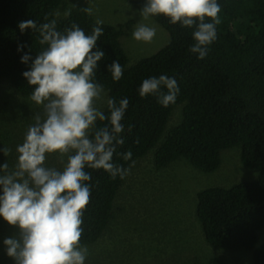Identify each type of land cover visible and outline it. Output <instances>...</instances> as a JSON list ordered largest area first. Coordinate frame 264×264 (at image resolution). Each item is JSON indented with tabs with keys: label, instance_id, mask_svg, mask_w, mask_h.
Segmentation results:
<instances>
[{
	"label": "trees",
	"instance_id": "obj_1",
	"mask_svg": "<svg viewBox=\"0 0 264 264\" xmlns=\"http://www.w3.org/2000/svg\"><path fill=\"white\" fill-rule=\"evenodd\" d=\"M127 1L141 10L146 4V0ZM217 2L221 22L216 26L217 39L209 46L205 59L190 51L195 43L194 29L173 25L164 16H153L170 31L172 40L157 54L131 64L122 41L126 25L97 24L93 15L83 10L89 7L86 3L78 2L71 7L70 14L61 16L60 10L70 0H0V83L7 80L17 95L31 97L33 88L23 73L31 69L44 46L39 44V35L33 29L21 31L20 22L32 20L39 25L55 19L62 33L73 24L86 34L100 27L103 34L98 38L97 48L105 57L98 62L95 81L104 87L108 98L129 100L122 134L125 143L117 148L114 162L128 169L133 161L147 156L151 165L153 174L149 172L144 184L138 179L133 183L130 174L124 179L119 176L112 179L104 170L86 169L92 179L90 203L83 215L82 245L94 244L106 233L117 230L120 214L131 206L129 200L138 193L147 191L148 198L155 188L156 194L160 190L163 197L154 199V203L166 200V205L172 204L173 196L166 188L174 187V180L165 183L163 177L174 162H179V167L188 160L212 173L221 166L223 151L239 146L244 164L258 171V176L229 187L204 189L198 194V216L205 240L211 246L218 251L253 250V258L247 264H264V241L259 243L258 236V231L264 228V0ZM206 21L211 22L208 18ZM132 24L128 22V28ZM26 54L31 57L27 64L22 63ZM113 61L123 68L119 81L108 72ZM161 75L175 78L180 89L176 102L167 107L156 95L145 98L139 95L144 79ZM161 91L167 93L166 88ZM0 98V119L8 130L6 141L10 142L6 144L11 149L8 156L0 149V166L9 163L12 168L17 162V146L34 124V116L23 115L33 121L29 126L23 121L17 126L9 124L5 105L12 111L17 110L18 104L1 93ZM98 107L110 114L106 102ZM104 123L98 121L97 125ZM129 125H133L130 132ZM128 151L132 159L125 161L122 154ZM46 164L63 168L55 155L49 156ZM183 182L179 181L180 187ZM14 229L0 217V239L10 238ZM183 259L184 264H190L186 257ZM206 264L228 263L224 256L213 255Z\"/></svg>",
	"mask_w": 264,
	"mask_h": 264
},
{
	"label": "clouds",
	"instance_id": "obj_2",
	"mask_svg": "<svg viewBox=\"0 0 264 264\" xmlns=\"http://www.w3.org/2000/svg\"><path fill=\"white\" fill-rule=\"evenodd\" d=\"M83 10L92 14L90 7ZM220 12L217 0H146L141 15L145 20L150 16H164L173 25L194 29L195 43L190 51L203 60L209 46L217 39ZM102 23L97 21V24ZM125 25V31L132 27L128 28V22ZM19 28L21 31L33 29L39 35V44L44 46L31 69L23 73L33 88L30 99L42 107L43 114L34 115V124L29 126L23 143L17 146L15 166L10 168L9 163L0 166L3 192L0 217L19 229L18 236L4 240L7 255L16 264H85L89 251L81 244L82 225L84 211L90 203L92 179L86 169L104 170L112 179L118 176L124 179L130 174L134 161L125 169L113 159L117 148L125 143L122 134L129 100L108 98L109 115L98 107V102L106 95L104 87L95 81L98 62L105 57L97 48L98 38L103 34L100 27L86 34L73 24L62 33L53 19L39 25L32 20L23 21ZM133 36L137 41L151 42L156 28L138 23ZM30 59L26 54L22 63L27 64ZM108 72L119 81L123 68L118 61H113ZM162 88H166L167 93L161 91ZM179 91L175 78L161 75L144 79L139 95L142 98L156 95L167 107L176 102ZM98 121L106 123L98 126ZM132 127L128 126L129 132ZM0 130L8 133L1 119ZM7 135L0 138V149L3 148L5 156L11 151L4 142ZM53 155L63 164L62 169L47 166L48 157ZM122 155L125 161L132 159L131 151ZM181 165L183 169L195 166L188 160ZM201 189L199 193L204 191L203 185ZM171 190L174 197L175 186ZM198 198L199 195L197 202ZM194 212L203 231L197 204ZM188 218L191 219V215ZM263 232L264 228L258 231L259 241H264Z\"/></svg>",
	"mask_w": 264,
	"mask_h": 264
},
{
	"label": "rangeland",
	"instance_id": "obj_3",
	"mask_svg": "<svg viewBox=\"0 0 264 264\" xmlns=\"http://www.w3.org/2000/svg\"><path fill=\"white\" fill-rule=\"evenodd\" d=\"M78 1L81 3L84 1L92 9L95 20L103 21L102 24L119 26L133 21L132 27L122 36L123 45L130 57L131 64L157 54L172 40L168 29L153 16L145 20L141 15V9L133 6L127 0H70L69 5L60 10V15L67 16L66 13H69L71 7ZM138 23L156 28V36L151 42L134 39L133 32ZM0 93L12 103L18 104L17 110L14 108L15 110L12 111H9L5 105L9 124L14 123L17 126L19 121H23L29 126L33 121L24 116L32 117L38 112H43L42 107L36 105L30 97L17 95L16 90L7 80L0 83ZM107 99L106 93L104 99L98 104L106 102ZM11 113H15L17 119L12 117ZM3 121L7 123L6 120ZM15 133L16 131L13 135ZM7 134L0 130V138ZM4 142H10V140H4ZM178 165L179 162H174L172 166L167 167V172L163 177L165 183L168 182V179L174 180L175 196L172 204L166 205V200L154 203V199L163 197L162 194H159L160 190H157L156 194L155 188L151 190L152 193L149 192L148 198L147 191L136 194V198L130 196L131 206L120 214L117 221L120 229L110 231L94 244L86 246L89 254L85 264H121L118 261L120 254L129 255L125 243L126 235H129L138 248L143 249L140 251V255H146L148 251H151L148 257L141 256L142 262L139 264H168L176 261H179V264H184L183 257H186L190 264H206L213 255L224 256L228 264H247L253 258V250L218 251L211 246L205 240L201 223L194 212L197 195L202 190L201 185H203V189L212 186L229 187L258 176V171L246 166L241 159V147L237 146L223 151L221 166L212 173L198 171L195 166L183 169L182 165L179 167ZM150 170L151 165L148 164L147 156L138 160L130 171L132 182L136 183L138 179L141 183L148 176ZM197 171L208 176L201 177ZM150 173L153 174L152 171ZM180 180H184L182 187L179 186ZM166 189L172 194L170 186H167ZM139 200L140 202H138ZM134 207H138V209L135 210ZM189 215H191V219L188 218ZM18 234L19 229L15 228L10 238L18 236ZM261 238L264 239V232ZM4 240L3 237L0 239V263H12L15 260L7 255V248H2ZM262 242L259 241V243ZM195 257L198 259L188 260Z\"/></svg>",
	"mask_w": 264,
	"mask_h": 264
},
{
	"label": "flooded vegetation",
	"instance_id": "obj_4",
	"mask_svg": "<svg viewBox=\"0 0 264 264\" xmlns=\"http://www.w3.org/2000/svg\"><path fill=\"white\" fill-rule=\"evenodd\" d=\"M125 243H126V247H127V251L129 255H121L119 256V263L121 264H139L140 262H142L141 256L142 257H148L149 254L151 253V251H148V254L146 255H140V251L143 249L138 248L130 239L129 235H126L125 238ZM140 260V261H139ZM137 261H139L137 263Z\"/></svg>",
	"mask_w": 264,
	"mask_h": 264
},
{
	"label": "bare ground",
	"instance_id": "obj_5",
	"mask_svg": "<svg viewBox=\"0 0 264 264\" xmlns=\"http://www.w3.org/2000/svg\"><path fill=\"white\" fill-rule=\"evenodd\" d=\"M43 114V112L41 111V115Z\"/></svg>",
	"mask_w": 264,
	"mask_h": 264
}]
</instances>
